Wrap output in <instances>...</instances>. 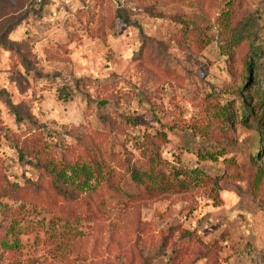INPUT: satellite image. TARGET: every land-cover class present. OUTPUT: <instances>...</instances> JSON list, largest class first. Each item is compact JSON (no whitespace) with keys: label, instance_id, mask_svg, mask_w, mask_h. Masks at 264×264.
Returning <instances> with one entry per match:
<instances>
[{"label":"rangeland","instance_id":"obj_1","mask_svg":"<svg viewBox=\"0 0 264 264\" xmlns=\"http://www.w3.org/2000/svg\"><path fill=\"white\" fill-rule=\"evenodd\" d=\"M227 9L260 14L240 27L264 45V0H0V171L8 182L40 176L12 148L15 132L37 123L71 144L95 123L102 99L138 122L127 134L165 132L161 162L184 181L179 191L129 200L121 193L140 191L126 178L114 197L103 195L96 218L79 222L0 195V245H18L0 264H264V159L251 161L252 130L223 121L217 107L231 99L224 86L237 67L222 53ZM191 28L210 43L192 46ZM65 85L75 92L68 102L57 97ZM125 136L114 150L138 156L133 142L121 145Z\"/></svg>","mask_w":264,"mask_h":264},{"label":"trees","instance_id":"obj_2","mask_svg":"<svg viewBox=\"0 0 264 264\" xmlns=\"http://www.w3.org/2000/svg\"><path fill=\"white\" fill-rule=\"evenodd\" d=\"M192 1L200 3L203 0ZM242 16L244 15L233 9L225 10L220 16L223 27L220 36H227L222 53L229 57V65L232 63L237 67L232 73L235 78L230 86H224V91L229 92L231 99L221 102L217 107L223 121L252 130L255 145L251 161L260 163L264 159V73L259 79L257 72L260 67L259 60L264 58V45L256 44L252 33L243 30L240 25L245 19H255L259 22L262 16L251 14L248 18H240ZM191 29L193 34H190L189 41L192 46L199 49L210 43L208 37L202 43L203 38L197 36L195 29ZM235 47H242V57L237 64ZM74 93L70 86L65 85L57 90V97L63 102H68L73 99ZM86 100L91 101L88 96ZM7 103L15 118L19 122L24 121L25 117L18 105L9 99ZM95 108V123L87 121L86 126L82 125L79 129L84 131L78 133L71 144L56 138L55 134L37 123L15 132L16 134L11 136L12 148L22 162L38 169L40 176L36 183L18 185L8 182L6 175L0 171V195L35 206L41 205L50 209L49 211H52L53 207L59 219L79 222L96 218L103 211V195L114 197L119 192L121 182L126 178L140 191L136 196L121 193L129 200H134L139 195L155 197L162 193L179 191L184 187V181L179 178V174H168L165 163L161 162L160 149L167 142L165 132L154 133L136 128L131 134H127L126 130L136 120L123 116L109 99L95 102ZM161 124L167 125L165 122ZM174 126L171 124L170 128ZM125 134L127 136L121 145L133 142L138 156L135 157L128 150H124L123 155L114 150V145L118 143L117 136ZM260 170V174L263 173L264 166L260 165ZM16 246V242L9 244L3 239L0 256L12 251Z\"/></svg>","mask_w":264,"mask_h":264}]
</instances>
